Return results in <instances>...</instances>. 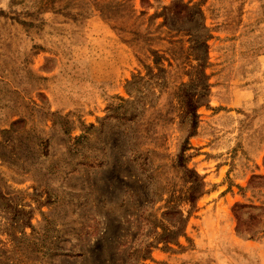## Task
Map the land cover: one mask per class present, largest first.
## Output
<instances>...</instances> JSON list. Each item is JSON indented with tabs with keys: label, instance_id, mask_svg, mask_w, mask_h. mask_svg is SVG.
Returning a JSON list of instances; mask_svg holds the SVG:
<instances>
[{
	"label": "rangeland",
	"instance_id": "obj_1",
	"mask_svg": "<svg viewBox=\"0 0 264 264\" xmlns=\"http://www.w3.org/2000/svg\"><path fill=\"white\" fill-rule=\"evenodd\" d=\"M147 2L0 0V264H264V0Z\"/></svg>",
	"mask_w": 264,
	"mask_h": 264
},
{
	"label": "trees",
	"instance_id": "obj_2",
	"mask_svg": "<svg viewBox=\"0 0 264 264\" xmlns=\"http://www.w3.org/2000/svg\"><path fill=\"white\" fill-rule=\"evenodd\" d=\"M141 4L146 5V4H148V2H147V0H141ZM170 10L173 11V13L175 14L176 17L182 16L186 19L192 20V14L193 13L191 12L190 8L188 6L180 3V2H173ZM164 22L166 23V18H164ZM184 99H185L184 100V109H185L184 118H185V120L188 121V123H191L192 128L195 129L196 124H197L196 111L201 104H199L197 101L195 102L193 100V96H191V95H186ZM190 149L191 148L189 146V143L186 140V142L184 143V145L180 149V153L177 157V161H178L179 167L183 168V170L185 171L184 173L187 175V179H189L193 183V185L191 186V190L188 193L187 198H186L187 202H189L190 204H193L195 202L197 196H200L201 194L204 193L203 192L204 191V183H203L202 177L197 175L194 170L187 168V163L189 162V160L192 157L191 155L187 154V152ZM198 189L200 191L199 193L197 192ZM243 208H246V206L241 205V204H235L233 207L234 215H235V218L237 221V232H239L241 234L244 232H246V233L248 232L247 234L252 239L253 236L256 235L255 232H250L252 230V227H253V226H251L252 221L255 220V217L253 215H251L248 217L249 218L248 221L242 222L240 217L238 216V211L242 210ZM252 208L257 209V210L262 209L261 207H252ZM240 228H243V229L240 230ZM159 243L166 244V247H167V245L172 244L167 237L161 238L156 244H159ZM166 249H169V248H166ZM145 259L146 258L144 257L141 260H145Z\"/></svg>",
	"mask_w": 264,
	"mask_h": 264
}]
</instances>
